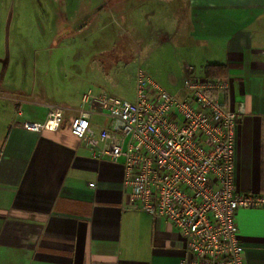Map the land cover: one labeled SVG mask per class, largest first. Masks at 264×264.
<instances>
[{
  "label": "crops",
  "instance_id": "obj_1",
  "mask_svg": "<svg viewBox=\"0 0 264 264\" xmlns=\"http://www.w3.org/2000/svg\"><path fill=\"white\" fill-rule=\"evenodd\" d=\"M108 1L132 18L134 32L152 34L160 26L177 36L184 75L171 73L163 87L176 90L188 66L228 82L220 100L245 106L234 182L240 192L264 193V0ZM0 92V264H184L190 258L176 227L129 204L122 163L97 158L88 145H101L106 117L91 118L84 140L70 132L75 111H66L55 131L22 126L43 122L47 103L79 108L84 91L69 95L74 104L56 101L48 90L14 92L2 80ZM236 225L245 264H264V207L240 208Z\"/></svg>",
  "mask_w": 264,
  "mask_h": 264
},
{
  "label": "built area",
  "instance_id": "obj_2",
  "mask_svg": "<svg viewBox=\"0 0 264 264\" xmlns=\"http://www.w3.org/2000/svg\"><path fill=\"white\" fill-rule=\"evenodd\" d=\"M187 74L169 90L139 66L132 99L106 90L87 89L81 105L47 103L43 122H23L30 131H55L66 111L70 132L84 140L93 116L109 127L99 133L97 158L120 161L128 202L164 217L182 234L184 264H245L236 214L240 208L264 207V193L240 192L234 182V145L245 106L220 100L228 82ZM94 186V183H90Z\"/></svg>",
  "mask_w": 264,
  "mask_h": 264
},
{
  "label": "rangeland",
  "instance_id": "obj_3",
  "mask_svg": "<svg viewBox=\"0 0 264 264\" xmlns=\"http://www.w3.org/2000/svg\"><path fill=\"white\" fill-rule=\"evenodd\" d=\"M121 9L108 0H0L3 87L74 104L69 95L89 88L132 99L139 66L162 85L173 72L183 76L177 36L160 26L136 33Z\"/></svg>",
  "mask_w": 264,
  "mask_h": 264
}]
</instances>
